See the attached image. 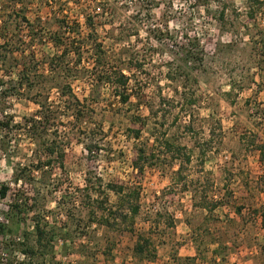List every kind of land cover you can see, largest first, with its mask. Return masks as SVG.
I'll return each mask as SVG.
<instances>
[{
    "label": "rangeland",
    "instance_id": "obj_1",
    "mask_svg": "<svg viewBox=\"0 0 264 264\" xmlns=\"http://www.w3.org/2000/svg\"><path fill=\"white\" fill-rule=\"evenodd\" d=\"M0 37L1 264H264V0H0Z\"/></svg>",
    "mask_w": 264,
    "mask_h": 264
},
{
    "label": "trees",
    "instance_id": "obj_2",
    "mask_svg": "<svg viewBox=\"0 0 264 264\" xmlns=\"http://www.w3.org/2000/svg\"><path fill=\"white\" fill-rule=\"evenodd\" d=\"M220 16L221 17L225 16V11L224 10L221 12ZM60 42H62L61 38L56 40V44L60 43ZM5 47L7 49V46H5ZM99 47L101 48L102 44H99ZM67 54H69L68 53V49H65L64 51H62L61 55L58 56L59 59H57V60H59V61L65 60ZM98 59L99 58L96 57L95 60L98 61ZM94 72H95V76H96L95 82H97V83L98 82L99 83L100 82L101 83L102 82H107L108 84L112 83L114 88H115V92L117 93V96L121 97V99H122V101L124 103L129 101V99L131 97V94L129 92V88H130L129 85H130V81H131V77L130 76L124 74L122 71H117V72H115V70L113 72H111L109 70H107V71L106 70L105 71L102 70L101 71L100 68H97L96 70H94ZM23 75L26 76L25 72H24ZM26 78L28 79L29 77H26ZM29 84H30V88L33 89L34 87H32V86L35 85V84H33V85L31 83H29ZM46 85H45V82H43L42 86H46ZM42 86L40 85L39 88H41ZM54 87L59 90V92L61 93L62 97L69 98L67 100H68V102L70 104L73 103V105H70L69 107L76 108L75 105H78L80 101H79L78 96L76 95V93L72 89V86H71L70 82H67V83L66 82L65 83L64 82L63 83L60 82V83H58V85H55ZM42 88H43V90L47 89L46 87H42ZM48 90H51V89H48ZM39 95L41 96L40 93H39ZM44 103L46 104V98H45V102ZM44 103L42 105L45 107V110H43V108H42V110L39 111V114H41L43 116V118L45 119L44 121L48 123L50 118L46 114L47 106ZM0 124L3 127H9V123H5L3 121H0ZM38 124L39 123H38L37 119H35V117H32L25 123V129H28V130H31V131H37L36 129L38 128ZM136 133H137V135H139L140 129L137 130ZM42 138H43L42 135H39V137H38V135L36 136V139L38 141H41ZM47 145H48V148H47L48 151L51 152V154H55V152H56V144H55V142H54V145L53 144H47ZM88 148H89L90 152L94 151V148L92 146H89ZM95 148H97V146H95ZM262 151H263V155H264V149H262ZM145 152L146 151H144L143 149H140L139 159L137 160V162L135 164L136 165L135 167H137V169H140L141 171L143 170L144 165L140 164V159L142 157L145 158ZM50 163H51V161L49 160L48 164H50ZM21 179H22V176H20V177L17 176L15 178V181L18 183V182H20ZM109 186H111V188H113V191H115L117 194H124V193H126V190L129 189L127 192L130 195L126 196L127 200L126 199H123V200H124L125 203L130 204L129 212H130L131 216L135 217L136 214H138V212L140 210V206L138 205V203H136V200L138 199V196H139L137 191H135V193H134L133 192L134 189H131V188L126 187L124 185H121V186H119V185H109ZM11 191H12V189H11L10 185H2L1 188H0V196L2 198H7ZM106 202H107V200H106ZM25 205L26 204L23 202V199L20 196V197H18L16 199V201L14 203H12L10 205V207H11V209L13 211L26 212L28 210H27V208H25ZM263 215H264V213H263ZM34 222H35V224H34V234H35V237L37 238L38 242L41 243L46 238H49L51 240L54 238V235L51 234L50 232H48L47 229H45L47 227L42 226V224H41L42 223V219L41 220L37 219ZM5 227L6 226H4V225L2 227V229L4 231H5ZM28 238L29 237H26L24 243L22 244V245H25V248H23L24 251H22V252H23V254H25V255H27L29 257H33V256H35L38 253V250L35 248V246L28 244V242H27V241H29ZM148 243H149V241L147 240V242H146L147 246H148ZM145 247L146 246L142 245V243H138L137 246H136V250L142 253V252H144ZM0 258H1V256H0ZM0 264H1V261H0Z\"/></svg>",
    "mask_w": 264,
    "mask_h": 264
}]
</instances>
